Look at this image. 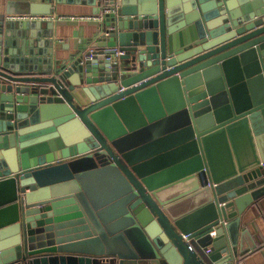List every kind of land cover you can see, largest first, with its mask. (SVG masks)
<instances>
[{
  "label": "water",
  "instance_id": "water-1",
  "mask_svg": "<svg viewBox=\"0 0 264 264\" xmlns=\"http://www.w3.org/2000/svg\"><path fill=\"white\" fill-rule=\"evenodd\" d=\"M81 3L113 12L55 65L36 22L0 14V264H242L264 196V0L29 13Z\"/></svg>",
  "mask_w": 264,
  "mask_h": 264
},
{
  "label": "crops",
  "instance_id": "crops-1",
  "mask_svg": "<svg viewBox=\"0 0 264 264\" xmlns=\"http://www.w3.org/2000/svg\"><path fill=\"white\" fill-rule=\"evenodd\" d=\"M41 1L0 0V14L8 10L6 21L15 24L9 17L31 15L30 5ZM54 8L53 14L42 15L47 17L46 20L32 21L36 22L37 26L30 30L36 34V39L42 42V49L52 51L53 65L90 49V44L100 27V22L93 18L97 13L93 12L94 7L88 3L55 4ZM45 41L48 43L45 44ZM241 227L248 230L255 244V248L242 258V264H264V196L246 209L241 216Z\"/></svg>",
  "mask_w": 264,
  "mask_h": 264
},
{
  "label": "built area",
  "instance_id": "built-area-1",
  "mask_svg": "<svg viewBox=\"0 0 264 264\" xmlns=\"http://www.w3.org/2000/svg\"><path fill=\"white\" fill-rule=\"evenodd\" d=\"M112 12H113V10H110V9L104 7L93 18L96 19L97 21L101 22L103 20V17L105 14H109ZM77 18L84 19L85 17H77ZM46 19H47V17L42 16V15H25V16L22 15V16L9 17V20H14V21H43ZM261 165L264 166V164H261ZM189 236H190L189 234H184V235H182V238L186 242H189ZM211 236L215 237V232H211ZM189 249H192L191 245H189ZM206 252H209V248L206 249Z\"/></svg>",
  "mask_w": 264,
  "mask_h": 264
},
{
  "label": "rangeland",
  "instance_id": "rangeland-1",
  "mask_svg": "<svg viewBox=\"0 0 264 264\" xmlns=\"http://www.w3.org/2000/svg\"><path fill=\"white\" fill-rule=\"evenodd\" d=\"M94 172H98V170H96V171H94ZM104 173H106V172H104ZM104 173L101 175L100 173H98V174H94L95 175V179H97L96 180V182L97 183H94L93 184V187L95 188V189H97V190H94V191H96L97 193H99V194H101L102 195V193H105L106 195L105 196H102L103 198H105V197H110V195L109 194H107L106 192L107 191H109L110 193H113L115 190L114 189H112V187L110 186L111 185V180L112 179H109V176H104ZM112 176H115V177H118L117 175V173L113 170L112 171V174H111ZM108 188H111V189H108ZM114 190V191H113ZM83 192H84V189H83ZM102 197H100L99 196V198H102ZM103 198H102V200H103ZM107 198V199H108ZM108 200H111V198L110 199H108ZM104 201V200H103ZM110 214V213H109ZM101 215V214H100ZM99 216V215H98Z\"/></svg>",
  "mask_w": 264,
  "mask_h": 264
}]
</instances>
